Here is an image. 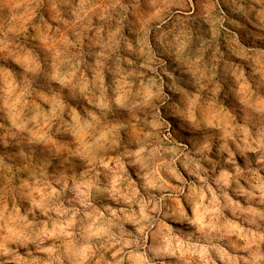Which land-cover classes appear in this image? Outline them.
I'll return each instance as SVG.
<instances>
[{
	"label": "clouds",
	"instance_id": "clouds-1",
	"mask_svg": "<svg viewBox=\"0 0 264 264\" xmlns=\"http://www.w3.org/2000/svg\"><path fill=\"white\" fill-rule=\"evenodd\" d=\"M0 264H264V0H0Z\"/></svg>",
	"mask_w": 264,
	"mask_h": 264
}]
</instances>
